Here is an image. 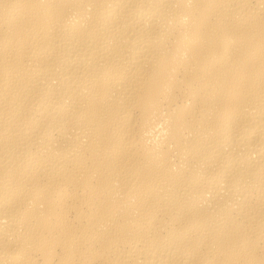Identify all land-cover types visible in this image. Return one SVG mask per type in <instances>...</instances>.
I'll return each mask as SVG.
<instances>
[{"label":"bare ground","instance_id":"bare-ground-1","mask_svg":"<svg viewBox=\"0 0 264 264\" xmlns=\"http://www.w3.org/2000/svg\"><path fill=\"white\" fill-rule=\"evenodd\" d=\"M0 264H264V0H0Z\"/></svg>","mask_w":264,"mask_h":264}]
</instances>
